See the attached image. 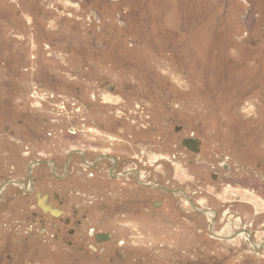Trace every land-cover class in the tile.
<instances>
[{"label":"rangeland","instance_id":"374dc122","mask_svg":"<svg viewBox=\"0 0 264 264\" xmlns=\"http://www.w3.org/2000/svg\"><path fill=\"white\" fill-rule=\"evenodd\" d=\"M189 138L200 142L198 154L181 145ZM72 148L117 156L150 185L215 210L218 235L250 230L260 246L264 0H0V183L24 175L29 161H63ZM36 175L39 188L53 190L45 168ZM96 180L75 189L100 195L105 179ZM123 183L128 197L148 196ZM152 199L165 205L154 218L142 208L94 212L88 227L120 239L103 254L17 243L15 228L2 225L17 224L27 208L0 207V264H264L243 237L200 233L180 197Z\"/></svg>","mask_w":264,"mask_h":264},{"label":"flooded vegetation","instance_id":"af4514ba","mask_svg":"<svg viewBox=\"0 0 264 264\" xmlns=\"http://www.w3.org/2000/svg\"><path fill=\"white\" fill-rule=\"evenodd\" d=\"M121 166L120 158L113 154L98 153L93 157L89 155L87 149L82 148L70 149L63 161L53 158L27 162L24 167V175L13 176L11 173L4 176L0 183L1 208L6 209L8 205L15 202L23 203V206H18L20 209L27 208L23 219L16 221L17 224L2 225L4 231L8 234L12 233V227H14V236L20 240L16 242L22 243V245L35 244L34 250H40L38 245L42 249H46L42 246L46 245L53 251L65 255L87 254L88 252L103 254L105 244L120 248V239H116L112 235L113 232H99L94 227H88L94 217V212L105 215L103 212L116 210L117 215L137 214L142 208L141 212L145 216L154 218L155 212L164 208L165 205L163 200L152 198L156 194H163L180 197L181 202L188 207L187 209L200 220V223L197 224L201 228L200 233L205 229L207 235L217 242H230L243 237L246 247L250 246L249 248H251L250 251L253 255L250 256H255V258L257 256L261 261L264 260V236L257 248L256 245L259 243L254 241L253 232L250 230H241L231 238L221 239L222 236L214 232L218 219V214L213 212L215 210H205V207L200 210L196 207L194 199L187 193L180 192L178 188L150 185L147 178L144 175L141 177V173L139 174L136 169H125ZM75 167L78 168L77 172ZM38 168L46 169L54 183L53 190L38 187V184L44 181L43 176L36 175ZM83 173L88 174L87 178L83 177ZM75 174H77L76 178H79L77 179L78 183L73 178ZM96 179H105V182H102V187H98V191L103 192L100 195L92 188L89 195L82 194L75 189L77 184L88 185L94 181L101 182ZM124 179L132 180V186L143 189L148 193V196L142 197L133 192L132 197H128V194L121 191L125 186ZM118 185L120 188L115 189ZM8 188V193H4L8 199H3V192ZM12 188L14 189L13 194ZM123 190L125 191V188ZM14 199L16 200L14 201ZM120 212L123 213L120 214ZM211 214L213 215L211 221H204V218ZM112 257L122 261V255L119 252H115ZM200 257L204 258L202 255ZM6 260L10 261L11 257L6 256ZM25 264H31V262L26 261Z\"/></svg>","mask_w":264,"mask_h":264},{"label":"water","instance_id":"95a60500","mask_svg":"<svg viewBox=\"0 0 264 264\" xmlns=\"http://www.w3.org/2000/svg\"><path fill=\"white\" fill-rule=\"evenodd\" d=\"M181 145L185 147L186 149H188L189 151H191L192 153L198 154L200 142L197 139L189 138L187 140H184L181 143ZM221 239L226 240L228 238L222 237Z\"/></svg>","mask_w":264,"mask_h":264}]
</instances>
